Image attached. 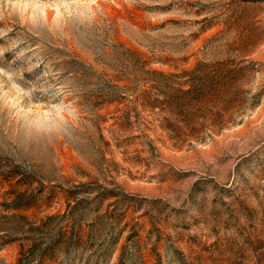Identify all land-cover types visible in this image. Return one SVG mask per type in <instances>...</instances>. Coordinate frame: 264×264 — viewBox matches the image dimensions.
Listing matches in <instances>:
<instances>
[{
	"label": "rangeland",
	"instance_id": "374dc122",
	"mask_svg": "<svg viewBox=\"0 0 264 264\" xmlns=\"http://www.w3.org/2000/svg\"><path fill=\"white\" fill-rule=\"evenodd\" d=\"M0 264H264V0H0Z\"/></svg>",
	"mask_w": 264,
	"mask_h": 264
},
{
	"label": "trees",
	"instance_id": "16d2710c",
	"mask_svg": "<svg viewBox=\"0 0 264 264\" xmlns=\"http://www.w3.org/2000/svg\"><path fill=\"white\" fill-rule=\"evenodd\" d=\"M201 76L199 80H194L188 83L189 88L186 91H182L186 97L193 96V100L202 106L205 99L210 96L212 100L220 99L223 95V90L228 86L225 77L216 74L215 77L209 79L208 75L205 73H200ZM186 84V83H185Z\"/></svg>",
	"mask_w": 264,
	"mask_h": 264
}]
</instances>
